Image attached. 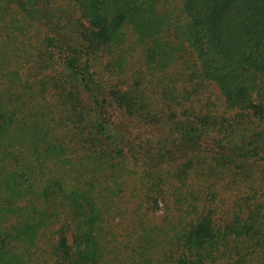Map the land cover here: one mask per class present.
Wrapping results in <instances>:
<instances>
[{"label":"trees","instance_id":"1","mask_svg":"<svg viewBox=\"0 0 264 264\" xmlns=\"http://www.w3.org/2000/svg\"><path fill=\"white\" fill-rule=\"evenodd\" d=\"M0 264H264V0H0Z\"/></svg>","mask_w":264,"mask_h":264}]
</instances>
